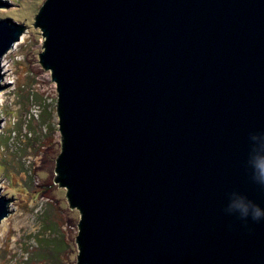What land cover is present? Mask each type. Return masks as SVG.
Listing matches in <instances>:
<instances>
[{"label": "water", "instance_id": "obj_1", "mask_svg": "<svg viewBox=\"0 0 264 264\" xmlns=\"http://www.w3.org/2000/svg\"><path fill=\"white\" fill-rule=\"evenodd\" d=\"M34 26L78 264H264V0H46ZM23 33L0 16V92Z\"/></svg>", "mask_w": 264, "mask_h": 264}, {"label": "rangeland", "instance_id": "obj_2", "mask_svg": "<svg viewBox=\"0 0 264 264\" xmlns=\"http://www.w3.org/2000/svg\"><path fill=\"white\" fill-rule=\"evenodd\" d=\"M44 1L0 7V16L24 26L2 59L1 82L9 84L0 92V189L11 197L0 223V264H78V209L56 181L57 86L41 64L42 31L34 26Z\"/></svg>", "mask_w": 264, "mask_h": 264}, {"label": "bare ground", "instance_id": "obj_3", "mask_svg": "<svg viewBox=\"0 0 264 264\" xmlns=\"http://www.w3.org/2000/svg\"><path fill=\"white\" fill-rule=\"evenodd\" d=\"M12 49H13V48H12ZM0 102H2V101H1V99H0ZM2 225H3V226H5V225H6V223H4V222H3V223H2ZM3 229H4V228H3Z\"/></svg>", "mask_w": 264, "mask_h": 264}]
</instances>
